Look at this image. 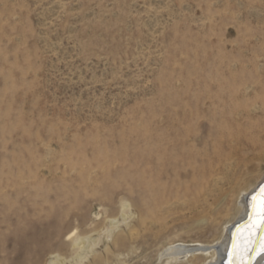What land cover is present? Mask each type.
Masks as SVG:
<instances>
[{"label":"rangeland","instance_id":"1","mask_svg":"<svg viewBox=\"0 0 264 264\" xmlns=\"http://www.w3.org/2000/svg\"><path fill=\"white\" fill-rule=\"evenodd\" d=\"M263 176L264 0H0V264H205Z\"/></svg>","mask_w":264,"mask_h":264},{"label":"bare ground","instance_id":"2","mask_svg":"<svg viewBox=\"0 0 264 264\" xmlns=\"http://www.w3.org/2000/svg\"><path fill=\"white\" fill-rule=\"evenodd\" d=\"M240 177V176H238ZM239 179V178H236ZM238 180L237 183L229 189V192L226 193L224 198L220 203H217L216 208L210 211L211 218L213 219L216 224L218 222V217L222 215L224 212L227 211L229 208H233L235 211V215L231 216L233 219H228V223L224 226L222 230V234L213 245V246H176L171 247L165 251L163 254L164 258H171L169 259L170 262L178 261L190 256L195 255H204L210 256V261L205 264H237V260L240 254L243 253L245 247L248 248V252L246 255L247 264H264V254L260 252V245L261 242L264 241V232H261L253 239L255 241L254 245H249L246 239V232L245 226L247 224H243L236 229L233 234V230L235 229L236 225L242 223L248 218L249 212L251 213V201L252 196L257 192L259 187L264 182V176L260 177L255 184H249L247 187H241L240 182ZM217 184V183H216ZM221 185V184H220ZM264 188V187H263ZM227 189V190H228ZM220 201V200H219ZM216 203H214L216 205ZM223 204L222 208L218 209L219 205ZM126 209L124 208V212ZM233 212V211H232ZM126 213V212H125ZM127 215V216H126ZM128 214L123 216L124 222L128 219ZM213 221L212 226L216 225ZM117 222L112 221L110 222L107 235H111L113 230L115 229V225ZM131 231V230H130ZM75 232V231H74ZM70 236L72 241L75 256L70 261V264H80L85 259L89 258V253H93V245L95 244L94 241H90V238L81 240L80 238L76 237V233ZM130 233V232H129ZM233 234V236H232ZM119 241V239H118ZM115 243V242H114ZM118 243V242H117ZM232 251L230 252V245ZM234 246L236 250V254L234 255ZM109 247V246H108ZM107 252L109 248L106 249ZM100 260V259H98ZM168 261V262H169ZM59 257H55L50 261V264H63ZM97 262V261H96Z\"/></svg>","mask_w":264,"mask_h":264},{"label":"snow or ice","instance_id":"3","mask_svg":"<svg viewBox=\"0 0 264 264\" xmlns=\"http://www.w3.org/2000/svg\"><path fill=\"white\" fill-rule=\"evenodd\" d=\"M246 239L249 245H254V237L264 232V188H260L259 193L252 197L251 213L248 223L245 226ZM248 248L245 247L243 253L239 255L237 264H247L246 255ZM260 252L264 254V241L261 242ZM236 254L234 246V255Z\"/></svg>","mask_w":264,"mask_h":264},{"label":"water","instance_id":"4","mask_svg":"<svg viewBox=\"0 0 264 264\" xmlns=\"http://www.w3.org/2000/svg\"><path fill=\"white\" fill-rule=\"evenodd\" d=\"M263 187H264V182H263L262 185L259 187V189L257 190V192H256L255 194H253V196H254V195H257V194L259 193L260 188H263ZM253 196H252V197H253ZM249 215H250V212H249ZM249 215H248V217H249ZM247 223H248V218H247L245 221H243L242 223L236 225L235 229L233 230V234H234V232L236 231V229H237L238 227H240V226L243 225V224H247ZM233 234H232V236H233ZM231 246H232V244L230 245V252L232 251Z\"/></svg>","mask_w":264,"mask_h":264}]
</instances>
